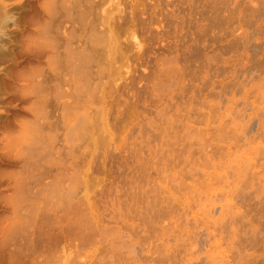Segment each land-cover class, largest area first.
I'll use <instances>...</instances> for the list:
<instances>
[{
	"label": "rangeland",
	"instance_id": "374dc122",
	"mask_svg": "<svg viewBox=\"0 0 264 264\" xmlns=\"http://www.w3.org/2000/svg\"><path fill=\"white\" fill-rule=\"evenodd\" d=\"M263 4L0 0V264H264Z\"/></svg>",
	"mask_w": 264,
	"mask_h": 264
},
{
	"label": "bare ground",
	"instance_id": "6f19581e",
	"mask_svg": "<svg viewBox=\"0 0 264 264\" xmlns=\"http://www.w3.org/2000/svg\"><path fill=\"white\" fill-rule=\"evenodd\" d=\"M263 6H264V4H263ZM262 9V8H261ZM260 9V10H261ZM264 9V8H263ZM259 10V11H260ZM258 11V12H259ZM262 12L264 11V10H261ZM258 12H257V14H258ZM264 13V12H263ZM259 14H260V12H259ZM229 89H230V84H227L226 86H225V89H224V94L226 95L228 92H229ZM211 117V116H210ZM214 117V119L215 120H217V116H213ZM228 117H230V115L228 116ZM213 120V119H212ZM223 120V119H222ZM221 120V121H222ZM257 122V121H256ZM221 127H220V131H223V133H225V131H227V129L229 128V118L227 119V121H223V122H221ZM218 154H220V149H218V148H214V149H212V151L211 152H209V155L207 156V155H205V158L206 159H204V161H205V163H210V161H211V163H212V160L218 155ZM225 154H226V152H225ZM207 156V157H206ZM222 156V155H221ZM219 157V156H218ZM221 158V157H220ZM208 159V160H207ZM215 160H216V158H215ZM207 161V162H206ZM214 161V160H213ZM207 163V164H208ZM211 163L209 164L210 166H211ZM214 163V162H213ZM204 165V164H203ZM208 165V166H209ZM222 167H223V165H222ZM209 168V167H208ZM210 169V168H209ZM212 170V169H211ZM209 172V171H208ZM240 172V171H239ZM196 173V172H195ZM199 174V173H198ZM207 174V173H206ZM209 174H210V172H209ZM187 175V174H186ZM204 176H205V174L203 175V178H204ZM208 175H206L205 176V178L204 179H206V177H207ZM211 177H212V179H213V175L212 176H208L207 177V179L208 180H206V182L207 181H211ZM174 178V177H173ZM190 178V177H189ZM202 178V179H203ZM224 178V177H223ZM174 180V179H173ZM176 180V179H175ZM180 181V180H179ZM204 182V181H203ZM200 184V183H199ZM180 185V184H179ZM209 185V184H208ZM213 185V184H212ZM204 186V185H203ZM171 187V186H170ZM191 187V186H190ZM206 188H208V187H206ZM184 189V188H183ZM205 189V188H204ZM175 190V189H174ZM205 190H207V189H205ZM197 191V190H196ZM210 191V190H209ZM200 193V192H199ZM196 194V193H195ZM216 195V194H215ZM199 197H200V194H199ZM201 198V197H200ZM209 198H211V197H209ZM172 199V198H171ZM199 199V198H198ZM178 202V201H177ZM215 202V201H214ZM214 204V203H213ZM232 206V205H231ZM217 207V206H216ZM213 208L215 209V207L213 206ZM217 210V209H216ZM208 211V210H207ZM211 211V210H210ZM218 211V210H217ZM130 213V212H129ZM230 214V213H229ZM212 220V219H211ZM155 249V248H154Z\"/></svg>",
	"mask_w": 264,
	"mask_h": 264
}]
</instances>
